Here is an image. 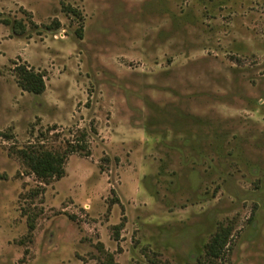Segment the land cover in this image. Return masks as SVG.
<instances>
[{
    "label": "rangeland",
    "instance_id": "rangeland-1",
    "mask_svg": "<svg viewBox=\"0 0 264 264\" xmlns=\"http://www.w3.org/2000/svg\"><path fill=\"white\" fill-rule=\"evenodd\" d=\"M0 12L27 28L0 20V264H199L221 224L218 264H264V0ZM33 148L66 154L65 175L33 174Z\"/></svg>",
    "mask_w": 264,
    "mask_h": 264
},
{
    "label": "trees",
    "instance_id": "trees-1",
    "mask_svg": "<svg viewBox=\"0 0 264 264\" xmlns=\"http://www.w3.org/2000/svg\"><path fill=\"white\" fill-rule=\"evenodd\" d=\"M2 14L0 12V18ZM5 25L11 26L13 33L17 36H23L27 28L17 20L0 19ZM82 36V31H79ZM16 78L18 86L25 92L35 96L42 95L46 90L45 74L36 71L27 64L16 65ZM70 152L78 151L79 147L72 146ZM23 159L29 165L33 174L42 180L60 179L65 175L66 154H55L50 151L37 148L21 151ZM232 237V227L221 224L216 232L204 247V261H198L199 264H218V261L224 257L230 239ZM112 257L109 255L108 264H112Z\"/></svg>",
    "mask_w": 264,
    "mask_h": 264
}]
</instances>
